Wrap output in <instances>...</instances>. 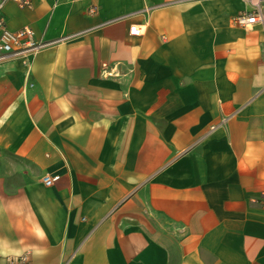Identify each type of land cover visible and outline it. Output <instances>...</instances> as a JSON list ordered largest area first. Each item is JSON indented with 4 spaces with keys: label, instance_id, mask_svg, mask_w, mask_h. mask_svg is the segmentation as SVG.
<instances>
[{
    "label": "crops",
    "instance_id": "1",
    "mask_svg": "<svg viewBox=\"0 0 264 264\" xmlns=\"http://www.w3.org/2000/svg\"><path fill=\"white\" fill-rule=\"evenodd\" d=\"M2 10L0 264H264V0Z\"/></svg>",
    "mask_w": 264,
    "mask_h": 264
},
{
    "label": "built area",
    "instance_id": "2",
    "mask_svg": "<svg viewBox=\"0 0 264 264\" xmlns=\"http://www.w3.org/2000/svg\"><path fill=\"white\" fill-rule=\"evenodd\" d=\"M7 1H13L19 7L31 6V0H0V60H3L7 56H19L24 58L26 64H28L30 56L37 52L43 45V42L35 37L34 31L28 26L15 31L7 29L5 16L2 12L3 5ZM93 11L94 9H91V12ZM233 23L245 28L256 23L264 25V17L260 11L241 12L233 17ZM129 34L139 36L142 34V29L139 25L133 24L129 28ZM58 178L59 176L46 174L42 177V181L44 185L51 186ZM21 259L25 261L27 257L22 256Z\"/></svg>",
    "mask_w": 264,
    "mask_h": 264
}]
</instances>
